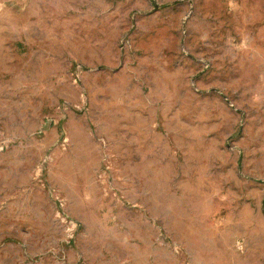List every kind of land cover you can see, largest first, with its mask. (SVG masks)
Masks as SVG:
<instances>
[{
    "label": "rangeland",
    "instance_id": "1",
    "mask_svg": "<svg viewBox=\"0 0 264 264\" xmlns=\"http://www.w3.org/2000/svg\"><path fill=\"white\" fill-rule=\"evenodd\" d=\"M0 264H264V0H0Z\"/></svg>",
    "mask_w": 264,
    "mask_h": 264
},
{
    "label": "water",
    "instance_id": "2",
    "mask_svg": "<svg viewBox=\"0 0 264 264\" xmlns=\"http://www.w3.org/2000/svg\"><path fill=\"white\" fill-rule=\"evenodd\" d=\"M156 7H157V5H156Z\"/></svg>",
    "mask_w": 264,
    "mask_h": 264
}]
</instances>
